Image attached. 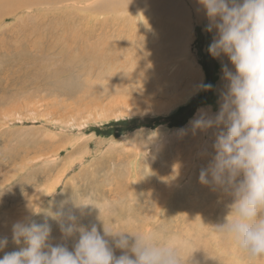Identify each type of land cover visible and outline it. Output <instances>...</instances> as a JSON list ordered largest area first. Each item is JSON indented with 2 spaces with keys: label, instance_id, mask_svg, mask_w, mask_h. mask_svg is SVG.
I'll return each mask as SVG.
<instances>
[{
  "label": "rangeland",
  "instance_id": "obj_1",
  "mask_svg": "<svg viewBox=\"0 0 264 264\" xmlns=\"http://www.w3.org/2000/svg\"><path fill=\"white\" fill-rule=\"evenodd\" d=\"M27 1L0 0V234L72 199L87 205L82 225L175 236L192 264H249L214 234L231 198L199 182L214 132L189 121L217 110L228 61L208 53L215 33L197 1L106 12L107 0ZM18 247L9 239L0 258Z\"/></svg>",
  "mask_w": 264,
  "mask_h": 264
},
{
  "label": "clouds",
  "instance_id": "obj_2",
  "mask_svg": "<svg viewBox=\"0 0 264 264\" xmlns=\"http://www.w3.org/2000/svg\"><path fill=\"white\" fill-rule=\"evenodd\" d=\"M197 3L208 21L205 31L215 33L208 53L228 61L221 63L217 110L199 108L189 121L193 132H214V156L200 170L199 182L231 198L214 234L229 240L253 264L264 260V0ZM200 88L210 91L213 85ZM84 207L70 199L43 212V222L34 218L41 213L29 208L28 215L12 222L10 234H0V252L9 239L19 246L5 252L0 264H192L193 254L186 256L177 237L116 231L103 221L102 229L95 223L85 226L75 214ZM49 219L59 226V243L52 242Z\"/></svg>",
  "mask_w": 264,
  "mask_h": 264
},
{
  "label": "bare ground",
  "instance_id": "obj_3",
  "mask_svg": "<svg viewBox=\"0 0 264 264\" xmlns=\"http://www.w3.org/2000/svg\"><path fill=\"white\" fill-rule=\"evenodd\" d=\"M19 1V0H18ZM33 1V0H32ZM37 2H39V1H43L44 3H47V2H58V1H63V0H36ZM35 1V2H36ZM66 1H69V0H66ZM75 1H78V2H80V1H83V0H75ZM160 1H164V0H107V1H105V2H103V4L101 5V6H98L97 7V9L98 10H100V11H103V12H106V11H108V10H110V9H120L124 4L125 5H127V4H132V5H139L140 3H142V5L143 6H148L149 5V7H152V6H155V5H158V3H161ZM193 1H195V0H192V2ZM197 1V0H196ZM12 2L13 1H11V2H9V4L11 3V5H12ZM21 2V1H20ZM19 2V3H20ZM28 1L26 0V3H27ZM34 2V1H33ZM77 2V3H78ZM25 3V5H26V7H24V8H27V4ZM163 3H165V1L163 2ZM196 3V2H195ZM13 4H14V2H13ZM54 4V3H53ZM197 4V3H196ZM16 6H17V3L15 4ZM51 5H52V3H51ZM169 5V4H168ZM12 6H14V5H12ZM146 6V7H147ZM146 7H144V8H146ZM198 8H199V5H198ZM22 9V8H21ZM169 9H172L173 11H174V8H169ZM16 10H18V9H16ZM30 10V9H29ZM165 12H167L166 10H165ZM162 30H163V28H162ZM166 30V29H165ZM168 31H170V32H168ZM171 31H172V29L169 27V29H167V31H166V34L168 33V35H166V37L167 36H169L170 35V33H171ZM161 33H162V35L164 36L165 34L161 31ZM148 37V36H147ZM168 40V39H167ZM171 40V39H170ZM172 41V40H171ZM121 45V44H120ZM119 45V46H120ZM159 49H157L156 51H157V53H155V55H153L150 59L148 58V61L150 62L151 60L152 61H160L161 59V56H160V52L158 51ZM149 51V50H148ZM154 63V62H153ZM157 63V62H156ZM143 65H141V70L143 71V67H142ZM149 67H151V66H149ZM147 70V69H146ZM141 71V72H142ZM140 75V74H139ZM141 76V75H140Z\"/></svg>",
  "mask_w": 264,
  "mask_h": 264
}]
</instances>
